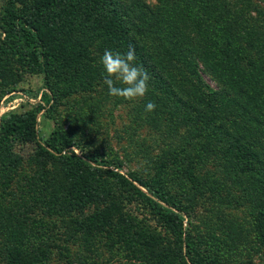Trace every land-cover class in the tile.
I'll use <instances>...</instances> for the list:
<instances>
[{
    "label": "trees",
    "instance_id": "obj_1",
    "mask_svg": "<svg viewBox=\"0 0 264 264\" xmlns=\"http://www.w3.org/2000/svg\"><path fill=\"white\" fill-rule=\"evenodd\" d=\"M129 48L150 76L135 124L179 137L152 156L145 145L134 151L146 169L122 173L115 155L77 154L61 126L43 137L36 116L76 93H106L100 57ZM12 64L17 77L40 75L41 87L29 108L0 115V264H48L53 250L66 251L56 236L70 232L88 245L102 234L112 264H218L223 249H237V227L219 224V207L221 236L185 227L184 217L204 193L220 206L233 189L264 247V0H3L0 78ZM10 90L1 86L0 97ZM27 141L39 154L24 173L14 145ZM212 160L217 171L204 168ZM51 214L71 228L51 230L42 218Z\"/></svg>",
    "mask_w": 264,
    "mask_h": 264
},
{
    "label": "rangeland",
    "instance_id": "obj_2",
    "mask_svg": "<svg viewBox=\"0 0 264 264\" xmlns=\"http://www.w3.org/2000/svg\"><path fill=\"white\" fill-rule=\"evenodd\" d=\"M142 1L148 6L155 4V0ZM2 3L3 0H0V12ZM90 49H92V46H90ZM14 67L12 64L10 75L0 78V87L3 86L8 90L12 89L0 97V115L8 112H21L38 101L37 96L41 87L40 75L24 73L17 77L15 76ZM203 80L211 86L214 85L204 75ZM86 98L88 99L84 100V96L76 93L65 97L60 104L54 105L53 108H47L45 112L41 110L36 116V129L43 137H47L52 129L61 126L73 137L75 141L73 150L77 154L79 153L78 148L82 147L84 150L95 149L108 158L116 156L122 162L120 169L122 173L130 168L144 172L146 165L144 160L139 158V152L144 145L151 156L158 154L167 147L177 145L172 143H178L177 137L179 135H167L164 130L157 131L146 122L139 125L135 124V106L139 103L144 105V97L129 102L109 96L108 89L106 93L105 90L99 92L97 89ZM14 150L22 159V171L29 173L30 165L27 161L34 159L39 154V150L36 149L32 141L17 142L14 145ZM136 150L139 151L137 154L134 153ZM109 167L111 168L113 165L109 164ZM204 168L211 171L216 169L217 171L215 160L207 163ZM208 195L206 192L203 197L198 198V204L192 211L188 212V216L184 217V226L186 227V223L190 222V229L194 226L199 229L202 235L221 236L222 230L220 227L215 226L217 225L216 219L219 216H216V213L213 212L214 207H219V211L224 214V217L222 216L224 219L222 223L224 224H219L230 226L231 223H234L233 225L238 230V242L233 245H238L236 250H229L227 247V251L218 245V249L214 253L218 254L222 249L224 252V259L219 260L218 264H264V247L257 246L258 243H255V231L251 226V209L248 203L240 200L237 189H233L230 195L227 196V200L223 201L225 204L220 206L218 204L213 205ZM136 211L139 218L146 219L149 217L148 211L139 203H136ZM74 215L76 216L75 212L72 211L71 216ZM42 218L45 225L50 227L51 230H56V232H63L64 229L71 228L66 224V217L60 218L55 214H51L47 218L46 216ZM221 228L223 229V227ZM56 237L60 239L54 243L65 247L66 251L62 252L63 256H61V253L59 254L53 250L48 264H80L78 260H81L82 256H84V259L86 258L88 264L89 262L94 264H112L113 262L112 258L108 261L110 257L107 248L102 246V242H99L102 239V234H97L93 238L89 237L91 245L86 242V236L74 232L66 234L65 237L64 235L62 237V234ZM91 250H94V252L91 253ZM236 251L240 252L238 258L233 257ZM247 258L248 260H246ZM117 259L120 260V258ZM121 259V261H126L123 258Z\"/></svg>",
    "mask_w": 264,
    "mask_h": 264
},
{
    "label": "clouds",
    "instance_id": "obj_3",
    "mask_svg": "<svg viewBox=\"0 0 264 264\" xmlns=\"http://www.w3.org/2000/svg\"><path fill=\"white\" fill-rule=\"evenodd\" d=\"M134 48L125 53L105 50L100 57L103 67V83L107 86L108 95L124 101L134 102L143 98L148 92L150 76L143 66L135 63ZM156 108L154 102L149 101L145 106L146 112Z\"/></svg>",
    "mask_w": 264,
    "mask_h": 264
},
{
    "label": "built area",
    "instance_id": "obj_4",
    "mask_svg": "<svg viewBox=\"0 0 264 264\" xmlns=\"http://www.w3.org/2000/svg\"><path fill=\"white\" fill-rule=\"evenodd\" d=\"M38 98H39V94H38V96H37V100H38Z\"/></svg>",
    "mask_w": 264,
    "mask_h": 264
}]
</instances>
